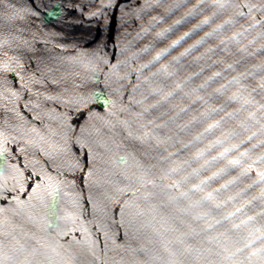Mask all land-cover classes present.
Instances as JSON below:
<instances>
[{
	"label": "water",
	"instance_id": "obj_1",
	"mask_svg": "<svg viewBox=\"0 0 264 264\" xmlns=\"http://www.w3.org/2000/svg\"><path fill=\"white\" fill-rule=\"evenodd\" d=\"M0 264H264V0H0Z\"/></svg>",
	"mask_w": 264,
	"mask_h": 264
}]
</instances>
